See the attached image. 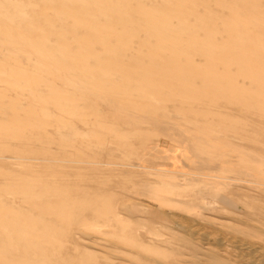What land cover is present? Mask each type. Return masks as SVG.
Wrapping results in <instances>:
<instances>
[{
  "label": "rangeland",
  "instance_id": "1",
  "mask_svg": "<svg viewBox=\"0 0 264 264\" xmlns=\"http://www.w3.org/2000/svg\"><path fill=\"white\" fill-rule=\"evenodd\" d=\"M132 1L0 0V264L264 260V0Z\"/></svg>",
  "mask_w": 264,
  "mask_h": 264
},
{
  "label": "bare ground",
  "instance_id": "2",
  "mask_svg": "<svg viewBox=\"0 0 264 264\" xmlns=\"http://www.w3.org/2000/svg\"><path fill=\"white\" fill-rule=\"evenodd\" d=\"M128 1H129V0H128ZM133 1H134V0H133ZM133 1H132V3H134V4H130V6H131V5H135V2H136V1H135V2H133ZM138 1H139V0H137V2H138ZM161 1H162V0H161ZM170 1H171V0H170ZM170 1H169V2H170ZM180 1H182V0H180ZM191 1H192V3H193L194 0H191ZM166 2H167V1H166ZM184 2H185V1H184ZM186 2H187V1H186ZM120 3H121V2H120ZM124 3H125V2H124ZM138 3H139V2H138ZM170 3H171V2H170ZM178 3H179V2H178ZM192 3H191V4H192ZM194 3H195V1H194ZM194 3H193V4H194ZM136 4H137V3H136ZM163 4H164V3H163ZM185 4H186V3H185ZM185 4H184V5H185ZM191 4H188V5L190 6ZM195 4H196V3H195ZM138 5H142V4L139 3ZM160 5H161V4H160ZM167 5L169 6V3H168ZM171 5H173V4H171ZM181 5H182V3L180 4V6H181ZM186 5H187V4H186ZM173 6H174V5H173ZM191 6H192V5H191ZM195 6H196V5H193L194 8H195ZM165 8H166V7H165ZM170 8H172V7H170ZM170 8H169V10H170ZM176 8H177V7H176ZM197 8H198V7H197ZM199 8H201V7H199ZM205 8H207V7H205ZM173 9L175 10L174 7H173ZM192 9H193V8H192ZM192 9H191V10H192ZM202 9H203V8H202ZM176 10H177V9H176ZM194 10H196V8H195ZM197 10H198V9H197ZM178 11H180V8H179ZM198 11H199V10H198ZM207 11H208V10H207ZM147 12H148V11H147ZM170 12H171V11H170ZM172 12H174V11L172 10ZM199 12H200V11H199ZM113 13H114V12H113ZM161 13H162V12H161ZM164 13H165V15H167V14H166L167 12H164ZM179 13H180V12H179ZM150 15H151V14H150ZM152 15H153V14H152ZM157 15H158V14H157ZM163 15H164V14H163ZM165 15H164V16H165ZM114 16H115V15H114ZM153 16L155 17V15H153ZM176 16H177V15H176ZM194 16H195V15H194ZM229 17H230V15H229ZM148 18H149V17H148ZM155 18H156V17H155ZM157 18H158V17H157ZM191 18H192V17H191ZM193 18H194V17H193ZM231 18H233V17L231 16ZM133 19H134V18H133ZM233 19H235V18H233ZM134 20H135V19H134ZM147 20H148V19H147ZM149 20H150V19H149ZM193 20H194V19H193ZM200 20H202V19H200ZM230 20H231V19H230ZM129 21H131V20L129 19ZM135 21H138V20H135ZM135 21H133V22H134V23H137V22H135ZM228 21H229V20H228ZM231 21L233 22V20H231ZM198 22H199V21H198ZM226 22H227V21H226ZM199 23H201V22H199ZM228 23H229V22H227V24H228ZM1 24H2V23H1ZM229 24H230V23H229ZM191 25H192V24H191ZM230 25H231V24H230ZM195 26H196V24H195ZM8 27H9V26H8ZM13 31H14V29H13ZM11 32H12V31H11ZM11 32H10V33H11ZM14 32H15V31H14ZM4 33H5V32H4ZM22 34H24V33H22ZM3 35H4V34H3ZM8 35H9V34H8ZM8 35H6V36H8ZM18 35H19V33L17 34V36H18ZM20 35H21V34H20ZM4 36H5V35H4ZM4 36H3V38H5ZM9 36H10V35H9ZM12 36H14V35H12ZM12 36H11V37H12ZM166 36H167V35H165V37H166ZM11 37H10V39H11ZM19 37H20V36H19ZM21 37H22V36H21ZM23 37H24V36H23ZM25 37H26V36H25ZM0 38H1V35H0ZM1 39H2V38H1ZM1 39H0V40H1ZM5 39H7V38H5ZM10 39H9V40H10ZM23 39H25V38H23ZM163 39H164V38H163ZM165 39H166V38H165ZM7 40H8V39H7ZM11 40H13V39H11ZM14 41H16V39H15ZM20 41H21V40H20ZM10 42H11V41H10ZM25 42H26V41H25ZM28 45H29V44H28ZM28 45H27V46H28ZM0 47H1V44H0ZM31 47L33 48L34 46H31ZM31 47L29 46V48H31ZM42 47H43V46H42ZM1 48H2V47H1ZM3 48L5 49V47H3ZM34 48H35V47H34ZM4 49H3V50H4ZM16 49H17V48H16ZM18 49H19L20 52L22 51V48H18ZM0 50H2V49H0ZM35 50H36V49H35ZM38 50H39V49H38ZM17 51H18V50H17ZM17 51H16V52H17ZM2 53H4V52H2ZM2 53H1V56H2ZM5 53H6V52H5ZM7 54H8V53H7ZM4 55H5V54H4ZM4 55H3V56H4ZM20 55H21V54H20ZM17 57H18V56H17ZM21 57H22V56H21ZM34 57H35V56H34ZM19 59H20V58H19ZM43 60H44V59H43ZM51 61H52V60H51ZM34 62H35V61H34ZM37 62H38V61H37ZM43 63H44V62H43ZM259 65H260V64H259ZM39 66H40V65H39ZM46 66L48 67V65H46ZM51 71H52V70H51ZM51 71H50V72H51ZM259 131H260V130H259ZM33 189H34V188H33ZM51 191H52V190H51ZM25 200H26V199H25ZM6 219H7V218H6ZM27 234H28V233H27ZM24 237H25V236H24ZM41 238H42V237H41ZM29 241H30V240H29ZM45 242H46V241H45ZM31 243H32V242H31ZM221 244H222V243H221ZM252 245H253V244H252ZM244 246H245V245H244ZM248 246H249V245H248ZM254 247H255V246H254ZM254 247H252V249H249V250H251V252L254 251L255 253H257L258 250H257V252H256V250H255ZM260 247H261V246H260ZM240 248H241V247H240ZM249 248H250V247H249ZM253 248H254V250H253ZM257 248H258V246H257ZM230 249H231V248H230ZM245 249H246V248H245ZM259 251H260V253L262 252L261 250H259ZM262 253H264V252H262ZM255 255H256V254H255ZM245 256H246V255H245ZM257 256H258V255H257ZM263 256H264V254H263ZM263 256H262L261 258H263ZM259 257H260V256H259ZM259 259H260V258H259ZM257 261H258V260H257ZM255 262H256V261H255ZM253 263H254V262H253ZM250 264H251V262H250ZM260 264H264V260L261 259Z\"/></svg>",
  "mask_w": 264,
  "mask_h": 264
}]
</instances>
